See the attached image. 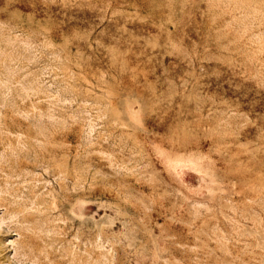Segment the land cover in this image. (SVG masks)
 <instances>
[{
	"label": "rangeland",
	"instance_id": "1",
	"mask_svg": "<svg viewBox=\"0 0 264 264\" xmlns=\"http://www.w3.org/2000/svg\"><path fill=\"white\" fill-rule=\"evenodd\" d=\"M0 99V264H264V0H0Z\"/></svg>",
	"mask_w": 264,
	"mask_h": 264
},
{
	"label": "bare ground",
	"instance_id": "2",
	"mask_svg": "<svg viewBox=\"0 0 264 264\" xmlns=\"http://www.w3.org/2000/svg\"><path fill=\"white\" fill-rule=\"evenodd\" d=\"M15 104L18 113L22 114V103L18 101ZM2 105H4V100L0 99V140H4L3 142H8L12 133H19L23 131V124L20 118H17L15 115H13V109L15 110V106H7V108L2 109ZM129 112L132 115H135V111L132 108H129ZM199 159L200 155L198 153H191L185 156H176L173 161H171V165L174 170L181 168L186 172H190L192 176H195V181L192 185L196 188L203 184L204 176L211 174L209 170L204 169L203 165L200 164ZM8 204L14 205L15 202L10 200ZM87 204V201L84 199H75L71 205V210L77 215L83 216L86 212ZM14 210L21 211V208L15 206ZM23 246L25 248L28 247V241H24ZM144 260L145 256L140 255L138 260L139 263H143Z\"/></svg>",
	"mask_w": 264,
	"mask_h": 264
}]
</instances>
